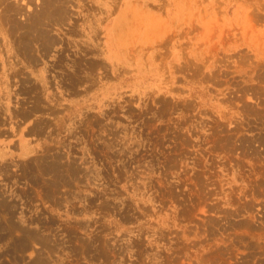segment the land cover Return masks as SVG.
<instances>
[{"label":"rangeland","instance_id":"rangeland-1","mask_svg":"<svg viewBox=\"0 0 264 264\" xmlns=\"http://www.w3.org/2000/svg\"><path fill=\"white\" fill-rule=\"evenodd\" d=\"M127 1L0 0V264H264V0Z\"/></svg>","mask_w":264,"mask_h":264},{"label":"crops","instance_id":"crops-1","mask_svg":"<svg viewBox=\"0 0 264 264\" xmlns=\"http://www.w3.org/2000/svg\"><path fill=\"white\" fill-rule=\"evenodd\" d=\"M87 5H96L111 10L120 8V11H123L129 3L127 0H88ZM57 122L50 117L46 119L43 115H36L31 125L26 127L24 135L16 134L15 138H7L4 145H0V161L8 159L10 155L26 159L36 154L45 142L54 141Z\"/></svg>","mask_w":264,"mask_h":264}]
</instances>
